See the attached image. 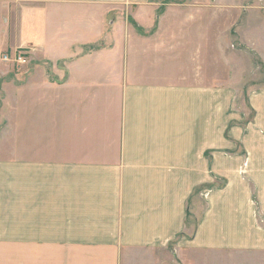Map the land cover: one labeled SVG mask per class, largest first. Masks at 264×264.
<instances>
[{
	"label": "crops",
	"instance_id": "0c3cea01",
	"mask_svg": "<svg viewBox=\"0 0 264 264\" xmlns=\"http://www.w3.org/2000/svg\"><path fill=\"white\" fill-rule=\"evenodd\" d=\"M219 1L0 0V264H264V6Z\"/></svg>",
	"mask_w": 264,
	"mask_h": 264
},
{
	"label": "rangeland",
	"instance_id": "374dc122",
	"mask_svg": "<svg viewBox=\"0 0 264 264\" xmlns=\"http://www.w3.org/2000/svg\"><path fill=\"white\" fill-rule=\"evenodd\" d=\"M215 0H212V3H214ZM225 5V6H238V5H262L264 6V0H220L219 2L216 3ZM222 14V21L226 22L227 25H223V28L226 29L228 28L231 12L228 9L223 10ZM207 17V15H206ZM253 49H248L245 51V53H250L254 57H258V63H256V70L251 69L248 70V72L243 71L241 80L243 81V85L250 86L249 84L252 83V86L256 87L261 85H264V61L263 58L261 57L262 54L264 53V48L261 53H258L259 50H253ZM23 55L24 52L20 51ZM256 60V59H255ZM254 60V61H255ZM256 61V62H257ZM248 64V63H247ZM255 63H253L254 65ZM20 71L17 70V67L13 70V72H7V76L5 78H2L0 80V86L6 85V92L5 93H0V134L6 133V130L8 129L10 132H13V130H16L17 128H20L18 126V118H20V103L17 100V97H20L19 94L13 93V87H10L11 85H18L20 84V78H15L16 74H19ZM15 80V82H14ZM247 94L240 93L237 95V104L239 106L244 105V101L246 100ZM20 99V98H18ZM20 101V100H19ZM7 119V120H6ZM16 121L15 124L9 125L7 121ZM17 119V120H16ZM0 149H5L6 148V143L5 142H0ZM196 204L197 208L199 210H202L203 208V198L199 197L196 198Z\"/></svg>",
	"mask_w": 264,
	"mask_h": 264
},
{
	"label": "built area",
	"instance_id": "2783aa9c",
	"mask_svg": "<svg viewBox=\"0 0 264 264\" xmlns=\"http://www.w3.org/2000/svg\"><path fill=\"white\" fill-rule=\"evenodd\" d=\"M19 55H11L9 53H4L1 55V59L3 61H17V62H20V63H26L27 62V59L24 57V55L22 53H18Z\"/></svg>",
	"mask_w": 264,
	"mask_h": 264
}]
</instances>
